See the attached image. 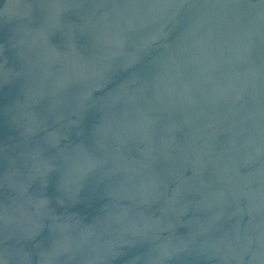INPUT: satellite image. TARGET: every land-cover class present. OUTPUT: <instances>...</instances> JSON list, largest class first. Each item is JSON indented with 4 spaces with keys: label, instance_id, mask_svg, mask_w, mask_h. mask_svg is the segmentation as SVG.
Segmentation results:
<instances>
[{
    "label": "water",
    "instance_id": "water-1",
    "mask_svg": "<svg viewBox=\"0 0 264 264\" xmlns=\"http://www.w3.org/2000/svg\"><path fill=\"white\" fill-rule=\"evenodd\" d=\"M0 264H264V0H0Z\"/></svg>",
    "mask_w": 264,
    "mask_h": 264
}]
</instances>
